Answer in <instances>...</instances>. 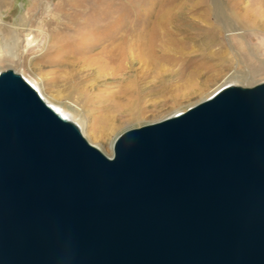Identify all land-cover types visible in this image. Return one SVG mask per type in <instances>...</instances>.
Instances as JSON below:
<instances>
[{
	"label": "water",
	"instance_id": "water-1",
	"mask_svg": "<svg viewBox=\"0 0 264 264\" xmlns=\"http://www.w3.org/2000/svg\"><path fill=\"white\" fill-rule=\"evenodd\" d=\"M0 264H264V82L129 129L108 156L0 71Z\"/></svg>",
	"mask_w": 264,
	"mask_h": 264
},
{
	"label": "rangeland",
	"instance_id": "rangeland-1",
	"mask_svg": "<svg viewBox=\"0 0 264 264\" xmlns=\"http://www.w3.org/2000/svg\"><path fill=\"white\" fill-rule=\"evenodd\" d=\"M215 2L224 13L221 18L213 9L209 17L206 14L205 5L215 8ZM151 6L175 10L170 27L180 45L172 46L168 60L154 69L163 71L161 77L156 74L140 81L151 86L141 103L117 111L115 104L127 101L124 86L135 75L109 71L98 78L95 66L82 81L86 87L56 95L62 76L71 69L64 60L95 52L96 35L89 27L95 20L110 18V26L103 29L105 37L112 38L117 31L113 27L134 29L141 21L155 20ZM261 6L264 3L257 0H0V71L12 68L29 79L47 102L80 125L91 144L113 156L116 139L129 129L171 117L224 86L264 82ZM74 11L79 16L72 17ZM229 20L238 30H231ZM136 60V69L151 73L153 66ZM164 80L169 85L161 90Z\"/></svg>",
	"mask_w": 264,
	"mask_h": 264
},
{
	"label": "bare ground",
	"instance_id": "bare-ground-1",
	"mask_svg": "<svg viewBox=\"0 0 264 264\" xmlns=\"http://www.w3.org/2000/svg\"><path fill=\"white\" fill-rule=\"evenodd\" d=\"M74 1H78L79 3L81 2V0ZM257 1L261 4L264 3V0ZM205 7L208 17L209 13L211 14L212 9L215 10L217 17L221 18L224 15L219 3L215 2V8H210L211 5L209 4H206ZM260 10L261 13L264 12L263 6L260 7ZM74 12L75 13L72 14V17L75 18L79 16L80 12ZM155 12L157 15L155 20L147 19L141 21L138 28L133 29L131 27L128 30H123L122 27H113L114 30L117 31L112 38L105 37V31L103 29L110 26V18L95 20V22L89 26L91 30L95 31L96 35V37L92 38L94 40V48L92 50V52L95 51L93 53L94 55L92 54L86 57H69L64 60V65L71 67V69L62 76V87H59L54 91L57 93L56 95H61L64 90L69 91L74 87H86V82L82 83V81L85 78L86 72L90 69L92 70L95 66L96 68L94 69L97 71L98 78L105 76L106 73L109 74V71L118 75H129L130 73L135 75V77L131 78L129 83L124 86L125 91L127 90L129 93L128 99L126 102L119 101L115 104L117 111H122L124 107L141 103L143 101V95L150 89L151 86L140 83V81L151 75L156 78V74L161 77L163 71H156L154 69L159 67L162 61L168 60L171 55V50H173L172 46L180 45V41L176 36V31L172 30L170 27L174 18L175 10L166 6L160 7L158 10L154 6H151L150 13L152 14ZM251 21L256 22V18L251 17ZM228 23L229 26L232 27V31L238 30V28L235 27L234 22L229 20ZM211 24L212 27L215 29L217 28L216 24ZM137 57L148 64L149 67L153 66V68L149 69L151 73H147V70L142 71L135 68L134 62L137 61ZM166 82V80L161 82V90L168 87L169 83ZM32 84L36 87L34 83ZM82 90L88 92V88H82ZM42 96L44 97L43 94ZM52 105L61 111L57 106L54 104ZM62 113L65 116H68L64 112Z\"/></svg>",
	"mask_w": 264,
	"mask_h": 264
}]
</instances>
